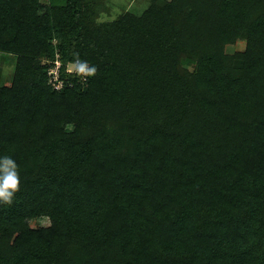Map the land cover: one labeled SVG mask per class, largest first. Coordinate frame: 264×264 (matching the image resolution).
Here are the masks:
<instances>
[{
  "label": "trees",
  "instance_id": "obj_1",
  "mask_svg": "<svg viewBox=\"0 0 264 264\" xmlns=\"http://www.w3.org/2000/svg\"><path fill=\"white\" fill-rule=\"evenodd\" d=\"M106 8L0 0V264H264V0Z\"/></svg>",
  "mask_w": 264,
  "mask_h": 264
},
{
  "label": "rangeland",
  "instance_id": "obj_2",
  "mask_svg": "<svg viewBox=\"0 0 264 264\" xmlns=\"http://www.w3.org/2000/svg\"><path fill=\"white\" fill-rule=\"evenodd\" d=\"M48 1V0H45ZM107 5L106 10L100 13L98 21H106V20H114L119 16H122L125 12L131 11L134 13H141L145 8L148 7L151 0H104ZM246 47V43L244 40L237 41L236 44H231L227 46L228 52H235L244 50ZM9 68L5 69V82L10 83L12 78V65L8 66ZM192 68V66H190ZM68 129H72V126H69ZM45 218H36L31 220V225L33 227L46 226L49 223L41 224L40 221Z\"/></svg>",
  "mask_w": 264,
  "mask_h": 264
},
{
  "label": "clouds",
  "instance_id": "obj_3",
  "mask_svg": "<svg viewBox=\"0 0 264 264\" xmlns=\"http://www.w3.org/2000/svg\"><path fill=\"white\" fill-rule=\"evenodd\" d=\"M87 67V64H85ZM90 75L96 72L95 67L88 69ZM21 174L17 162L9 155H0V204L11 205L16 193L20 191ZM49 217L43 218L40 223H50Z\"/></svg>",
  "mask_w": 264,
  "mask_h": 264
},
{
  "label": "built area",
  "instance_id": "obj_4",
  "mask_svg": "<svg viewBox=\"0 0 264 264\" xmlns=\"http://www.w3.org/2000/svg\"><path fill=\"white\" fill-rule=\"evenodd\" d=\"M60 66L61 63L57 61V66L55 68H51L50 74L52 75L51 81L54 84L56 89H60L63 86V81L60 79ZM88 67L79 65L77 62L74 64H69L67 66V72L68 73H77L81 75L82 81H86V79L89 76Z\"/></svg>",
  "mask_w": 264,
  "mask_h": 264
}]
</instances>
